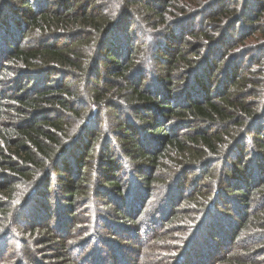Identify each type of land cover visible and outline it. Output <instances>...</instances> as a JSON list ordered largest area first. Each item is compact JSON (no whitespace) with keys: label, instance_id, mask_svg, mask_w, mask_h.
<instances>
[{"label":"trees","instance_id":"16d2710c","mask_svg":"<svg viewBox=\"0 0 264 264\" xmlns=\"http://www.w3.org/2000/svg\"><path fill=\"white\" fill-rule=\"evenodd\" d=\"M10 237L0 264H264V0H0Z\"/></svg>","mask_w":264,"mask_h":264},{"label":"rangeland","instance_id":"374dc122","mask_svg":"<svg viewBox=\"0 0 264 264\" xmlns=\"http://www.w3.org/2000/svg\"><path fill=\"white\" fill-rule=\"evenodd\" d=\"M199 23V22H198ZM184 47H193V44H191V42H187V43H184V45H183ZM177 47H179V44L177 45ZM233 48L234 47H231V48H229L228 46H225V47H223L222 49H220V50H222L221 51V55H225L226 56V54H228L231 50H233ZM249 59V58H248ZM239 61V60H238ZM258 61H259V59H256V61L254 62V63H249V61H247V60H243V61H239V63H242V65H243V71H247L249 68V66H251V65H256L257 63H258ZM238 63V64H239ZM220 70V69H219ZM221 71V70H220ZM222 73V72H221ZM213 78V77H212ZM221 79V76L217 79V80H220ZM211 80H213V81H215L216 79H215V77H214V79H211ZM217 86H219V82L217 83ZM250 99H252V98H250ZM206 182H207V180L205 179V180H202V181H200V183H201V185H204V184H206ZM191 183H193L191 180L190 181H188L187 183H186V186H187V188H193V187H197V186H193V187H190V185H191ZM255 197H257V195H255ZM257 199V198H256ZM255 199V200H256ZM57 205H58V201H57V195H53L52 197H51V209L52 210H54L55 208H57ZM87 206V207H86ZM92 206V205H91ZM81 207H86L84 210H81V212L79 213V216L80 217H78L79 219H80V221H81V224L82 225H85V222L87 221V220H90L91 219V215L93 214V208H92V210H89L90 208H89V206L88 205H81ZM231 213H232V215H234L235 216V218H237V216H236V214L233 212V210L231 211ZM101 231L103 232V234L104 233H106V232H109L108 231V229H107V227H105V228H102L101 229ZM100 231V232H101ZM102 234V233H101ZM16 239L15 238H13V237H10L8 240H6L5 242H3V244H1L0 245V255H1V253H2V249H3V247H4V245H5V243L7 244V246L5 247V249L8 247L9 249H8V254L10 253V251H11V248H13L14 247V245L16 244ZM43 250H38V253L40 252V253H44L45 252V250H46V253H48L47 255H44V260H45V262H46V264H55L56 263V260L54 259V254H52V252L50 251V249L49 248H47V247H41ZM257 249H256V253L257 254H263L262 252H263V250H264V247H262V246H260L259 248L258 247H256ZM91 251H89V253H90ZM35 254V253H34ZM36 255V254H35ZM104 255V254H103ZM106 255V254H105ZM126 258H127V261L129 262V260H128V258L129 259H132V257H128V256H126ZM30 264H33V260H30L29 259V261H28ZM35 263V262H34ZM88 264H92L91 262L90 263H88Z\"/></svg>","mask_w":264,"mask_h":264}]
</instances>
